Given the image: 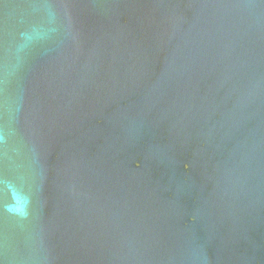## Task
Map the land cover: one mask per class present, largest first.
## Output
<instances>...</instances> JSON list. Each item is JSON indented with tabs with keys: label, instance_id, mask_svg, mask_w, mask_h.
Here are the masks:
<instances>
[{
	"label": "water",
	"instance_id": "1",
	"mask_svg": "<svg viewBox=\"0 0 264 264\" xmlns=\"http://www.w3.org/2000/svg\"><path fill=\"white\" fill-rule=\"evenodd\" d=\"M0 264H264V0H0Z\"/></svg>",
	"mask_w": 264,
	"mask_h": 264
}]
</instances>
